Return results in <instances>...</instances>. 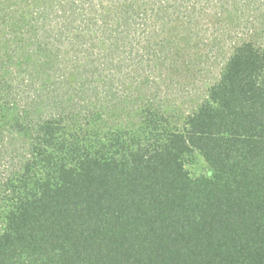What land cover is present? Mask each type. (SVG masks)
Returning a JSON list of instances; mask_svg holds the SVG:
<instances>
[{
    "label": "trees",
    "instance_id": "16d2710c",
    "mask_svg": "<svg viewBox=\"0 0 264 264\" xmlns=\"http://www.w3.org/2000/svg\"><path fill=\"white\" fill-rule=\"evenodd\" d=\"M115 2L0 0V264H264V47L179 127L149 95L253 0Z\"/></svg>",
    "mask_w": 264,
    "mask_h": 264
},
{
    "label": "rangeland",
    "instance_id": "374dc122",
    "mask_svg": "<svg viewBox=\"0 0 264 264\" xmlns=\"http://www.w3.org/2000/svg\"><path fill=\"white\" fill-rule=\"evenodd\" d=\"M103 3L106 4V1ZM109 3L111 7L114 6V3L116 4L115 0H109ZM252 4L253 5L249 7L245 5L242 8V13L245 15L243 18H241L238 11V9L241 10V7H238V5L234 6V4L232 7H229V11L222 14V19L218 24V30H215V27L209 28L205 26L210 30L204 29L202 31L204 34L202 35L204 37L203 40L212 42L213 50L212 45H199V47L196 48L197 40L196 38L192 39L189 43L192 47V49L189 50L192 57L194 58L196 54H206L209 56L210 53L211 58L210 56L208 57L210 59L209 61H204L203 59L200 62L201 64L197 65V63H194L193 70L192 67L189 71L181 68L180 71L174 75H168L166 77L163 75L164 78H161L163 85L160 91L158 93L149 94L152 98L153 96H157L156 106H161L167 112L168 119L171 121L170 123L172 126H181L183 124L182 118L188 114L193 104L196 106V102H198L199 99L205 98L207 86L215 79L219 72V68H221V59H214L215 55L219 53L230 54L242 41H253L258 47H264V0H253ZM235 9L237 12L233 13ZM205 18H207L205 22L208 23L210 20L209 23L212 25L214 24V12L208 11ZM183 29L184 28H182V30ZM185 34L186 32L183 33V35ZM5 43L6 42L2 39L0 41V47L4 49ZM150 80L153 81L154 78L150 77ZM156 80H158V78H156ZM53 112L54 111L51 109L48 114ZM79 123L83 125V129H87L88 125L93 126L94 124L93 122L88 123L86 120ZM25 142L28 144L29 140L27 139ZM5 161L7 164L10 163L8 159ZM204 167V163L199 158L195 159L194 164L192 163L188 166L189 170L195 173L204 171ZM1 224L0 222V227Z\"/></svg>",
    "mask_w": 264,
    "mask_h": 264
}]
</instances>
